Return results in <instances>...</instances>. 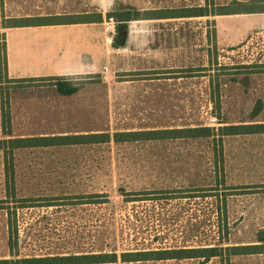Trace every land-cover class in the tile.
Listing matches in <instances>:
<instances>
[{"label":"rangeland","instance_id":"obj_1","mask_svg":"<svg viewBox=\"0 0 264 264\" xmlns=\"http://www.w3.org/2000/svg\"><path fill=\"white\" fill-rule=\"evenodd\" d=\"M191 8L208 15L171 17ZM85 13L102 15L106 68L65 77L70 96L55 82L7 78V27ZM3 103L12 136L2 132ZM249 124H264V0H0V139ZM223 154L220 175L212 137L32 147L14 151L11 174L0 150V260L116 254L99 264H223L122 261L263 244L264 134L224 136ZM230 264H264V253Z\"/></svg>","mask_w":264,"mask_h":264},{"label":"trees","instance_id":"obj_2","mask_svg":"<svg viewBox=\"0 0 264 264\" xmlns=\"http://www.w3.org/2000/svg\"><path fill=\"white\" fill-rule=\"evenodd\" d=\"M209 2V1H207ZM221 9V10H220ZM217 15L227 13L224 8L220 7ZM213 14V13H211ZM96 13L79 14L70 16H47L38 18H26L16 20L12 26H29V25H49L61 23H77V22H102V15L98 13L99 19H93ZM202 8L194 10H187V12L178 13L171 17H193L205 16ZM5 51V44H4ZM6 64V62H5ZM65 77H46L30 80H12L14 82L24 81H43L55 82L53 84L59 93L64 96H70L76 91H69L65 89L64 83L61 81ZM52 85V84H50ZM214 105H219V99L215 100V93H212ZM216 101V102H215ZM9 105H2V132L4 136L11 135V117L9 113ZM220 113V110H219ZM240 134H264V124H249L240 126H224L218 129L211 127H197L173 130H151V131H129V132H115L110 133H95L87 135H62V136H47V137H34V138H9L0 139V150L4 153L5 159L8 162V172L14 173L13 159L14 151L17 149L32 148V147H65V146H78L87 144H104V143H130L140 141H154L161 139H197V138H213L214 139V156L216 164L220 165V175H223V137L228 135ZM11 227L10 238L11 241L17 242V231L13 232L12 228L14 223L9 218ZM228 232V228H226ZM228 233H226V236ZM14 245L11 244V251L14 250ZM264 253V241L260 245L251 246H215L207 248H192V249H178V250H153L145 252H132L122 254V261H149V260H171V259H194L202 258L204 261H209L212 258H220L223 264H230V260L234 256L261 254ZM118 260L116 254H90V255H71V256H57L47 258H13L2 259L0 264H99V263H114Z\"/></svg>","mask_w":264,"mask_h":264},{"label":"crops","instance_id":"obj_3","mask_svg":"<svg viewBox=\"0 0 264 264\" xmlns=\"http://www.w3.org/2000/svg\"><path fill=\"white\" fill-rule=\"evenodd\" d=\"M4 33L9 80L90 75L110 59L102 22L9 26Z\"/></svg>","mask_w":264,"mask_h":264},{"label":"water","instance_id":"obj_4","mask_svg":"<svg viewBox=\"0 0 264 264\" xmlns=\"http://www.w3.org/2000/svg\"><path fill=\"white\" fill-rule=\"evenodd\" d=\"M128 33L129 31L128 30H123V31H120V36H119V42L121 44H124L127 40V36H128Z\"/></svg>","mask_w":264,"mask_h":264}]
</instances>
